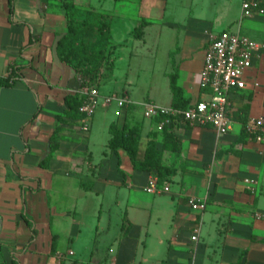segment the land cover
Masks as SVG:
<instances>
[{"label": "crops", "instance_id": "0c3cea01", "mask_svg": "<svg viewBox=\"0 0 264 264\" xmlns=\"http://www.w3.org/2000/svg\"><path fill=\"white\" fill-rule=\"evenodd\" d=\"M180 1L114 0L102 7L119 46L110 82L102 88L99 74L89 83L129 103L118 111L102 102V119L97 112L84 119L65 113L66 96L78 91L76 72L53 52L67 27L61 0H13L12 15L9 0H0V264H264V218L256 217L264 214V142L245 126L264 118V49L245 72L246 86L230 92L228 133L181 121L160 128V117L145 114L149 103L175 107L174 73L189 105L208 98L201 71L212 39L240 30L264 43V16L241 22L240 7L239 16L208 18L196 13L194 0ZM143 20V38H135ZM150 30L154 62L166 44L158 69L169 86L163 101L150 90L137 98L129 82L112 86L120 52L146 44ZM134 54L129 50L130 61ZM112 124L138 126L140 158L152 150L174 170L159 180L158 192L145 191L153 170L111 149ZM246 178L257 181L254 190ZM191 199L204 207L194 209Z\"/></svg>", "mask_w": 264, "mask_h": 264}, {"label": "built area", "instance_id": "2783aa9c", "mask_svg": "<svg viewBox=\"0 0 264 264\" xmlns=\"http://www.w3.org/2000/svg\"><path fill=\"white\" fill-rule=\"evenodd\" d=\"M254 15L264 16V0H243L241 22L246 17ZM240 22V23H241ZM264 43L260 42L240 30H224L215 36L206 50L205 62L201 71V87L210 89L208 98L193 103L188 108L160 106L149 103L145 114L148 117H160V128L181 121L191 125L211 126L223 135L231 129L232 120L229 116L231 105L230 92L232 89L246 86L245 72L253 65V60L260 57ZM12 73V70L10 71ZM84 96L80 111L87 117H92L100 103H115L118 111L127 106L129 100L118 93L102 94L97 83L88 82L78 89ZM246 130L256 140L264 142V118H250L246 122ZM247 187L255 189L257 181L246 178ZM169 186L164 190L168 191ZM145 191L155 193L159 191V177L152 173ZM194 209L204 207L203 203L191 199ZM256 217L264 218L263 213H256ZM196 238V236H194ZM73 253V252H71Z\"/></svg>", "mask_w": 264, "mask_h": 264}, {"label": "rangeland", "instance_id": "374dc122", "mask_svg": "<svg viewBox=\"0 0 264 264\" xmlns=\"http://www.w3.org/2000/svg\"><path fill=\"white\" fill-rule=\"evenodd\" d=\"M185 1L186 0H184V4ZM175 3L177 6V4L182 2L180 0H170L171 6ZM113 4L114 0H83L82 3L76 2V14L79 15V18L84 20L85 23L82 30L78 32L77 37L72 42L74 43V48L76 47V49L80 50L79 61L84 68H89L91 65L95 64L96 50L109 43L106 32L101 30V24L103 26V23H105L104 21L109 14L108 12L103 11L102 7L105 6V8H109L112 7ZM193 6L196 8V13L198 14H204L208 18H213L220 14L223 20L224 17H234L237 13L238 16L240 15L242 0H194ZM219 28L221 27L219 26ZM152 30L148 33L147 38L149 41L146 44L138 42L139 46L135 48L130 46V48L120 52V58L117 62L118 67L115 70L118 79L113 81L112 86L114 88H121L125 87V82H129L131 91H133L137 98L143 97L147 91L150 90L151 95L155 96L159 101H163L168 97L169 86L166 87L165 83L167 79H165L164 76H158V69H161V66L165 63L164 49L166 44L161 43L163 49H159V53L157 51V54H159V61L154 62L153 59L149 57L151 56V50H156V47L150 42L153 35ZM121 35L120 32L116 33L117 38H120ZM112 41H115L113 35ZM132 49L135 54L130 61L129 50L131 51ZM112 57L114 56L112 55ZM152 72L157 75H152ZM110 75V72H107L102 76V88H105L104 84L110 82ZM157 81H159V84ZM106 87L109 88L108 85ZM103 109L105 108H99L96 111L95 119H97L98 115L103 112ZM105 111L108 112L106 113L107 119L113 118L115 112L113 105ZM82 116L84 119H90V117H87L84 114ZM98 119H102V117H99ZM98 133L99 135H103L104 129L102 128L101 131L96 134L98 135Z\"/></svg>", "mask_w": 264, "mask_h": 264}, {"label": "trees", "instance_id": "16d2710c", "mask_svg": "<svg viewBox=\"0 0 264 264\" xmlns=\"http://www.w3.org/2000/svg\"><path fill=\"white\" fill-rule=\"evenodd\" d=\"M13 7V0H9V10L11 15L14 11ZM75 7V0H61V8L67 19V27L66 32L59 42L58 50L61 60L70 64L74 68L76 72L75 84L79 89L97 77L99 74L104 75L114 69V60L112 55L115 53V50L119 45L112 41L110 25L105 20L103 26L101 24V30L106 32L109 43L96 50L95 64L91 65L89 68L82 67L79 61L80 50L76 49V47L74 48V43L72 41L77 37L78 32L82 30L85 21L81 20L79 15L76 14L77 10ZM148 23V21L143 20L139 26L136 27L134 32L135 38H143L145 27L148 25ZM14 73H16V68H14V72L11 74L13 75ZM170 79L171 89L173 91L174 106L183 109L188 108L190 106L189 102L183 98V90L177 83L178 74H172ZM5 82H9V77H7ZM83 100L84 96L78 91L67 95V109L65 111L66 115L72 118L81 117L83 113L80 111V106L83 103ZM110 130L112 133V138L109 143L111 149L114 151L118 149L126 150L135 167L139 169L147 168L153 170L154 173L158 175L159 180H161L164 176L174 172L173 169L162 165L160 160L153 158L152 154L154 152L152 150L145 151V153H143L144 156L142 155L140 158V131L138 126L132 127L125 125L124 127L120 128L117 124H112ZM168 132H170L169 134L172 135V131L169 130Z\"/></svg>", "mask_w": 264, "mask_h": 264}, {"label": "water", "instance_id": "95a60500", "mask_svg": "<svg viewBox=\"0 0 264 264\" xmlns=\"http://www.w3.org/2000/svg\"><path fill=\"white\" fill-rule=\"evenodd\" d=\"M60 39H61V36H59V37L57 38V41L55 42L54 49H53L54 57H55V59H56L57 61L60 60V58H59V54H58V42H59Z\"/></svg>", "mask_w": 264, "mask_h": 264}]
</instances>
